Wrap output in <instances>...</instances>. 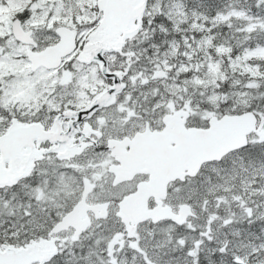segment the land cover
Returning a JSON list of instances; mask_svg holds the SVG:
<instances>
[{
  "label": "snow or ice",
  "instance_id": "obj_1",
  "mask_svg": "<svg viewBox=\"0 0 264 264\" xmlns=\"http://www.w3.org/2000/svg\"><path fill=\"white\" fill-rule=\"evenodd\" d=\"M0 264H264V0H0Z\"/></svg>",
  "mask_w": 264,
  "mask_h": 264
}]
</instances>
